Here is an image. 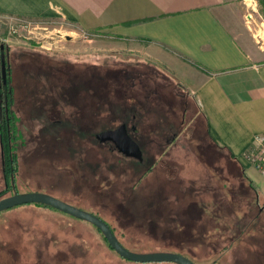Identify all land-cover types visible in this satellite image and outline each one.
Instances as JSON below:
<instances>
[{
	"label": "rangeland",
	"instance_id": "1",
	"mask_svg": "<svg viewBox=\"0 0 264 264\" xmlns=\"http://www.w3.org/2000/svg\"><path fill=\"white\" fill-rule=\"evenodd\" d=\"M235 2L245 16L257 12L252 28L264 35L261 0ZM100 35L62 20L32 23L0 18V40L12 47L13 106L21 134L15 189L1 199L15 193L50 194L102 218L123 246L136 253L181 250L195 264H264V212L251 211L245 200L247 186L236 176L234 165L214 150L201 119L193 123L194 101L168 78L170 73L129 50L115 51L121 45ZM105 42L112 44V50L109 45L103 49ZM70 63L97 67H74L73 72ZM105 70L119 78L107 80L104 97L119 98L120 104L134 102L136 120L132 118L128 127L138 128L136 139L141 131L151 140L142 147L145 163L124 155L121 159L110 143L99 145L86 128L102 124L110 108L98 110L91 98L75 92L72 98L65 90L71 85L99 99ZM128 72L131 76L124 82L120 78ZM1 99L0 93V104ZM82 115L91 124H85ZM50 117L52 121L42 122ZM58 120L74 121L60 129ZM1 157L0 146V193L6 189ZM149 166L152 171L140 181ZM222 200L232 203L224 201L222 206L224 212L232 209V215L217 225L202 221L201 215L206 212L207 220ZM258 201L263 206L264 201ZM159 209L162 214H157ZM188 210L198 214L199 227L209 228L205 235L200 230L202 242L196 240L194 227L177 235L174 223L187 224ZM236 220L250 225L244 236L237 232ZM108 245L93 225L49 207L32 204L0 214V264H139L120 258Z\"/></svg>",
	"mask_w": 264,
	"mask_h": 264
},
{
	"label": "crops",
	"instance_id": "2",
	"mask_svg": "<svg viewBox=\"0 0 264 264\" xmlns=\"http://www.w3.org/2000/svg\"><path fill=\"white\" fill-rule=\"evenodd\" d=\"M0 18L77 24L121 45L104 50L126 49L168 71L194 101L207 140L264 198V179L246 159L264 134V37L235 0H0Z\"/></svg>",
	"mask_w": 264,
	"mask_h": 264
},
{
	"label": "trees",
	"instance_id": "3",
	"mask_svg": "<svg viewBox=\"0 0 264 264\" xmlns=\"http://www.w3.org/2000/svg\"><path fill=\"white\" fill-rule=\"evenodd\" d=\"M260 4H262L261 12L264 15V0H261ZM11 49H12L11 46H5V52L4 53H5V60H6V75H7V79H5L6 80V84H4V85L2 84V86L0 85L1 86L0 87V90H1L0 93L2 94V99H1V104H0V115H1L0 119H2L1 123H0V146L2 148V157H1V159H3V168H4L3 172H4L5 182H6V184H5L6 185V189L3 192L0 193V199H1V197L3 195H5L9 191H11V188L15 189V185H14V183H16V173L15 172H16V170L18 168L17 167V165H18V153H17L18 152V148H17L16 144H17L18 140L21 138V134H20V132H18V127H17L18 119H17L16 111H15L14 106H13L16 102H15V96H14V92H13L14 91V87H13L12 79H11L12 78V66H10L11 65V63H10V55H11L10 52H11ZM70 64L71 65H69V66H71V67L69 69H72V71H73L74 67L75 68H79V69H81L82 67H86V68L91 67V66H96L97 67L96 63H91V64L86 63L85 65H81V66H78V65L73 64V63H70ZM86 68L84 70H86ZM155 68H157V67H155ZM74 71H75V69H74ZM167 72L168 71H166V73ZM131 73L132 72L126 73L125 74L126 76H122L120 79H122L124 81L125 79H127L128 77L131 76L130 75ZM68 74H69V72L67 73V75ZM117 74L118 73L111 72V71H106L105 72V74L103 75V76H105V79L103 80V83L101 82V85L98 88L99 90H101V98H99V99L93 97L92 93H89L86 90H80V89L78 90V89H76V87H72L71 85L67 86L66 89H65V90H67V91H69L71 93L72 98H74L73 92H75V96H76V94L77 95L78 94H84L87 97V99L91 98L92 99L91 102L92 103L95 102L94 104H96L95 106H96V108L98 110L102 109L105 112V111H107L106 110L107 108H110L111 113L108 114V116L103 119V123L102 124H97V125L93 124V126H95V127H90L89 126V128H88V126H87V128H86V130H89L91 135L96 139V142L99 145H103V146L106 145L107 142H101L97 138V135L99 134V132L100 131L104 132V131L114 130L115 127L118 126V125H123V124L129 125L128 123L133 118V112H134L133 110L135 109V106L133 108L134 102H132L130 100L129 101H126V100L124 101L123 100V103L120 104L119 101H118L119 98L112 99L109 96L104 97L103 90H106V88H107L106 87L107 86V80L110 79V78H119V75H117ZM170 76L171 75H169L168 78L170 80H172V82L174 84L178 85V82L172 76L171 77ZM124 82H126V81H124ZM142 83L146 84V86H145L146 89L152 91V87H151V85L149 83L144 82V81H142ZM160 92L161 91L159 90V93L157 92V94L160 95L161 94ZM161 99H162V97L160 95L159 100H161ZM59 101H61V100H58V103H59ZM160 104L161 105L164 104L163 100L160 101ZM195 108H196V105H195ZM196 110L194 111L195 114L192 115L193 119L195 118V116L197 114ZM40 111L42 112V110H40ZM41 116L39 117L40 121L42 120ZM187 116L188 115H187V112H186L184 114V118H187ZM80 118L83 119V122L85 124L89 123V121L87 120V118H85V116L82 115V117H80ZM198 119H199L198 117L195 118L193 123H196L198 121ZM50 121H52L51 117L49 119H44V121H42V122L46 123V122H50ZM73 121L74 120H72V121H70V120L69 121L58 120L55 123H57V125L59 126L60 129H63V126H65L67 128L71 127ZM89 124H91V123H89ZM93 128H96V129L94 130ZM139 133H140V135L142 134L141 131ZM136 134H138V133H136ZM140 135H138L139 139H136L134 137V135H133L132 136L133 137L132 140H134L142 149V147H145L146 144H148L146 142H149L151 140H149L148 137L146 138L145 136H143V135L140 136ZM213 148H214V150H216V152L225 154V156H227L229 158L230 163H232L234 165V167H235L236 176L238 177V179H240L242 181V185L243 186H247L246 189L248 191V195L246 196L245 200H246V202H248V206L251 209V211H253V210L259 211L260 210V212H262V211L264 212V204L262 206V205H260V203L258 201V200H260V201L263 202L264 198L257 191V189L254 188L253 182L246 175L245 168L240 163H238V161L236 159L232 158L231 155L226 150H221V148H219V147H213ZM142 152L144 153L143 149H142ZM118 154L121 157V159H122V157L125 156L124 154H121L119 152H118ZM136 161L140 162L139 160H136ZM145 162H146V158L144 157L143 163H145ZM152 169H153L152 166H149L148 168H146L145 171L143 172V176L139 180L142 181V179L147 177V175L152 171ZM13 191L16 192L15 190H13ZM15 194H17V193H15ZM224 201L226 203H229L230 205L232 204L229 201H226V200H224ZM224 201L222 200L221 202H219L221 204L218 207L215 206L213 215L208 213V215L206 216L207 220H205V217H204L206 212L204 213V215H201L202 221H204V222H210L211 221V222H213V224L217 225V224H220L221 220H224L229 215H232V213H233L232 209L227 211V212H224L222 210V206L224 204H226V203H223ZM34 205L45 206V205H41V204H34ZM45 207H48V206H45ZM49 208H51V207H49ZM226 208H229V207H226ZM185 213H186L185 217L189 219L187 221L188 222L187 224H186V220H182V221H180L177 224L174 223L175 224L174 227H175V229H177L176 230L177 231V235H179V233L181 232L180 230H185L188 227H194V228H197L195 230L198 232V238H196V240H198V242L199 241L202 242L203 241V234H201L200 230H203L204 231V235H205V233L207 232V229H209L208 226L205 227V225L202 224L201 227H199L198 223L201 220L198 219V217H197L198 214L190 212L189 210L186 211ZM157 214H162L161 209L157 210ZM222 215H224V216H222ZM102 221H104V220L102 219ZM233 223H236V230H237V232L240 233V235L244 236V233H246V230L248 232L249 228H247V227H249L250 225L248 224L247 227H244L243 226V220L242 221L236 220ZM167 228L169 229V227H167ZM111 229H112V231L114 233L115 230L112 227H111ZM209 235H210V233H209ZM186 240H190V238H188ZM122 246H123V244H122ZM214 250H216V247L214 248ZM170 251H173V250H170ZM160 252H168V251H152V252H147V253H160ZM170 253H176V254L179 253L182 256L185 255L181 250H177V251L170 252ZM187 255L188 254H186L184 257H188ZM189 259H192V258L190 257Z\"/></svg>",
	"mask_w": 264,
	"mask_h": 264
},
{
	"label": "water",
	"instance_id": "4",
	"mask_svg": "<svg viewBox=\"0 0 264 264\" xmlns=\"http://www.w3.org/2000/svg\"><path fill=\"white\" fill-rule=\"evenodd\" d=\"M5 45L0 40V57L1 71L4 84H6V60H5ZM126 125L118 127V129L105 131L97 136L101 142L113 143L121 154L130 158H137L142 161V151L140 146L129 136ZM32 204H41L51 207L71 217L79 219V221L87 222L96 227L105 237L109 246L120 256V258L139 263H171V264H195L192 260L180 254L160 252V253H136L122 246L117 236L113 233L111 227L102 219L90 212L82 210L76 206L65 203L64 201L47 193L33 192L16 194L5 197L0 200V214L7 210Z\"/></svg>",
	"mask_w": 264,
	"mask_h": 264
},
{
	"label": "built area",
	"instance_id": "5",
	"mask_svg": "<svg viewBox=\"0 0 264 264\" xmlns=\"http://www.w3.org/2000/svg\"><path fill=\"white\" fill-rule=\"evenodd\" d=\"M257 12L254 10L253 13L248 14L246 19L249 23L256 24ZM264 37V35H262ZM262 46L264 47V39L260 38ZM247 161L259 171V175L264 179V134H257L253 140V146L247 153Z\"/></svg>",
	"mask_w": 264,
	"mask_h": 264
},
{
	"label": "flooded vegetation",
	"instance_id": "6",
	"mask_svg": "<svg viewBox=\"0 0 264 264\" xmlns=\"http://www.w3.org/2000/svg\"><path fill=\"white\" fill-rule=\"evenodd\" d=\"M7 76V75H6ZM2 84L4 85V80H3V75H2V71H1V75H0V85L2 86ZM0 86V87H1ZM135 120H136V117H133ZM124 125H126V129H127V132H128V134H129V136L133 139V135H135L137 132H138V128L135 126V125H133V126H130V127H128V125L127 124H124ZM120 127V126H119ZM116 129V128H115ZM118 129V128H117ZM105 132V131H104ZM99 135V134H98ZM97 135V136H98ZM107 143H110L111 145H110V147H112V148H114L115 150H118L117 148H116V146L113 144V143H111V142H107ZM140 149H141V147H140ZM141 151H142V149H141ZM142 162H143V160H144V154H143V152H142ZM135 160H139V159H137V158H134ZM140 161V160H139ZM6 183V182H5Z\"/></svg>",
	"mask_w": 264,
	"mask_h": 264
}]
</instances>
